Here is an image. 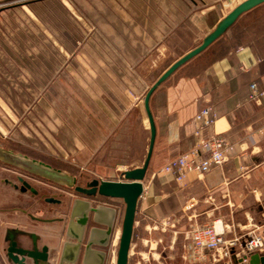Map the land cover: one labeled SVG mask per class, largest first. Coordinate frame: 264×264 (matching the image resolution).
Returning <instances> with one entry per match:
<instances>
[{"label": "crops", "instance_id": "crops-1", "mask_svg": "<svg viewBox=\"0 0 264 264\" xmlns=\"http://www.w3.org/2000/svg\"><path fill=\"white\" fill-rule=\"evenodd\" d=\"M241 1L184 0L178 16L128 17L125 33L113 41L126 48L131 44L133 54L142 59L154 54L171 55L175 53L171 50L176 41L202 40ZM120 66L115 70L130 69L125 64ZM195 68L192 72H175L150 96L156 133L142 180V196L137 202L127 264H251L249 257L253 253L243 251V241L250 233L262 237L263 247L254 253L264 257V101L248 99L251 82L264 85V66L252 48L243 45L207 66ZM203 108L209 109L215 119L202 128L201 134L222 136L233 144V150L221 165L212 166L202 175L187 173L183 182L178 183L160 169L195 143L194 116ZM117 111L122 117L128 112L145 116L144 129L149 139L143 100L139 104L130 98L124 108L118 103ZM147 145L148 141L140 160L129 168L142 164ZM103 180H122L121 173L118 178ZM60 191L65 197H53L59 202H49L52 207L47 210L25 204L28 209L18 210L15 218L0 214V264H19L8 258L4 250L9 244V231H14V240L20 246L30 247L34 238L38 250L46 247L45 260L26 257L22 264H114L123 201ZM19 193L24 196L26 191ZM78 200L105 210L102 221L112 218L106 244H100L104 239V222L84 228L76 225L73 208ZM215 219L221 221L225 237H239L240 243L230 257L221 258L209 252L202 260L193 261L188 249L190 229ZM92 229L95 232L91 234Z\"/></svg>", "mask_w": 264, "mask_h": 264}, {"label": "rangeland", "instance_id": "rangeland-1", "mask_svg": "<svg viewBox=\"0 0 264 264\" xmlns=\"http://www.w3.org/2000/svg\"><path fill=\"white\" fill-rule=\"evenodd\" d=\"M183 2L0 0V146L75 175L82 186L87 180L81 174L115 179L130 169L148 141L146 118L136 112L122 117L117 104L124 108L130 98L142 104L159 75L201 39L176 41L174 54L143 59L133 54L131 44L126 48L113 40L125 33L128 17L178 16ZM263 9L242 16L224 33L232 37L175 72H192L225 45L236 43L242 27L252 24ZM123 64L130 69L115 70ZM19 177L36 189L35 195L27 190L22 196L14 189L13 184L20 186ZM60 190L74 194L0 162L1 215L15 218L18 210L28 209L25 204L47 210L52 203L44 198H64Z\"/></svg>", "mask_w": 264, "mask_h": 264}, {"label": "water", "instance_id": "water-1", "mask_svg": "<svg viewBox=\"0 0 264 264\" xmlns=\"http://www.w3.org/2000/svg\"><path fill=\"white\" fill-rule=\"evenodd\" d=\"M262 3H264V0H243L238 3L226 15L218 20L214 28L202 38L201 42L197 46L193 47L185 54L177 58L174 62H172L148 88L143 98V106L149 128V139L145 157L139 167L123 170L121 172L122 180H103L81 174L80 177H83L87 180L85 185L82 186L80 185L78 177L75 175L53 167L42 160L31 158L23 153L13 152L11 150L2 148L1 146L0 162L11 167L18 168L30 175L46 180L52 184L66 189H72L75 194L83 197L90 198L100 196L104 198L121 199L124 203V209L114 264H127L137 202L143 192L142 180L144 179L149 164L156 133L153 116L149 108V99L151 94L176 69L203 51L211 43L223 35L243 13L257 7ZM23 183L26 184V182ZM26 185L28 186V184ZM79 209H82L81 212ZM104 212L105 210H102L99 207H95L87 202H82L79 200L75 203L73 208V215H76V225H78L80 228H84L86 226L89 227L92 223L104 222V239L100 243L103 245L106 244L105 240L109 237L112 231L113 223L111 217L108 220L102 221L101 216L104 214ZM13 232L14 231H9L10 243L6 248L8 258L19 264H22L26 257L31 258L34 261L46 259L47 255L45 246H43L41 250H38L37 245L34 242V238H32L33 243L30 247L20 246L14 240ZM94 232L95 229H92L91 234ZM90 242H92V238L90 239ZM249 261L251 264L257 263L259 261L264 263V257H259L257 253H253L250 255Z\"/></svg>", "mask_w": 264, "mask_h": 264}, {"label": "built area", "instance_id": "built-area-1", "mask_svg": "<svg viewBox=\"0 0 264 264\" xmlns=\"http://www.w3.org/2000/svg\"><path fill=\"white\" fill-rule=\"evenodd\" d=\"M248 99L258 103L263 102L264 85L260 87L257 82H251ZM214 119L215 116L209 109L203 108L198 111L194 116L197 122V127L194 129L195 143L187 151L167 161L160 171L172 175L176 182L182 183L187 173L202 175L212 166L221 165L233 150V144L222 136L201 134L202 128L213 123ZM189 239V255L193 261L202 260L209 252L221 258L230 257L234 247L240 243L239 237H225L219 219L207 225L193 226L189 231ZM262 247L263 239L255 233H250L243 241V251L246 253L257 252Z\"/></svg>", "mask_w": 264, "mask_h": 264}, {"label": "trees", "instance_id": "trees-1", "mask_svg": "<svg viewBox=\"0 0 264 264\" xmlns=\"http://www.w3.org/2000/svg\"><path fill=\"white\" fill-rule=\"evenodd\" d=\"M262 8H264V3H262V4L258 5L257 7L243 13L232 24V26L229 28V30H231L232 28H234L236 26L237 22L242 18V16H244L248 13L256 14V12L258 10H261ZM253 20L254 21H252V24H249V25H246L245 27H242L241 33L239 34V40H237L236 43H233L232 45H227V46L225 45L223 50L218 55H216L212 60H210L208 63H206L204 65H199L197 67L201 68V67L207 66L209 63L213 62L214 60L225 56L227 53H229V52L235 50L236 48H238L239 46H243V45H249L250 48H252V50L257 54V56L259 58L260 65H262V67H263L264 66V12L261 15L255 16ZM231 34L232 33H228L226 36L224 34L221 35L218 39H216L207 48H205L203 51H201L200 53L195 55L193 58H195V57L199 56L200 54L204 53L205 51H207L215 43H224L223 40H225L227 37H230ZM231 37H232V35H231Z\"/></svg>", "mask_w": 264, "mask_h": 264}, {"label": "flooded vegetation", "instance_id": "flooded-vegetation-1", "mask_svg": "<svg viewBox=\"0 0 264 264\" xmlns=\"http://www.w3.org/2000/svg\"><path fill=\"white\" fill-rule=\"evenodd\" d=\"M18 180L20 181V186H17V185H15V184H13V187L15 188V189H19V190H23V191H31V192H34V193H36L37 191L31 186V185H29L26 181H24L22 178H18ZM23 182H26V184H28V186L26 185V184H24ZM32 188V189H31ZM75 195H77V194H75ZM44 200L47 202H59V200L58 199H55V198H53V197H45L44 198ZM7 238H8V243H10V235L8 234L7 235ZM7 247H8V245H7ZM7 247H5V252H6V248ZM7 254V253H6Z\"/></svg>", "mask_w": 264, "mask_h": 264}]
</instances>
